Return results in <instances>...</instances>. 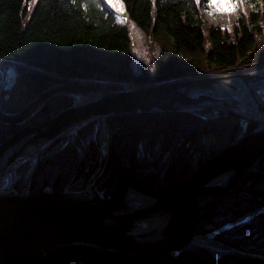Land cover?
Wrapping results in <instances>:
<instances>
[{"label":"trees","instance_id":"16d2710c","mask_svg":"<svg viewBox=\"0 0 264 264\" xmlns=\"http://www.w3.org/2000/svg\"><path fill=\"white\" fill-rule=\"evenodd\" d=\"M240 1L251 8L238 13L226 29L206 26L203 21L200 9L208 8L210 0H0V62L16 66L13 86L0 94V108L10 114L19 112L57 82H99L114 90L122 84L157 85L264 63V0H235ZM115 2L123 5L126 19L158 49L149 69L138 74L131 68L128 31L111 11ZM72 101L71 97H53L25 125L54 116ZM18 128L0 123V142ZM253 128L251 123L206 110L98 118L46 145L35 171L34 157L24 160L14 179L22 190L31 176L30 195L46 189L62 192L70 182L89 176L95 146L103 143L109 131L108 162L97 183L99 191H106L104 198L126 176L167 187L191 175ZM233 190L238 193L222 199L196 235L264 256V195L243 193L264 192V155ZM176 256L187 261L208 259L187 252ZM0 264L151 263L113 245L73 240L26 253L12 254L0 247Z\"/></svg>","mask_w":264,"mask_h":264},{"label":"water","instance_id":"95a60500","mask_svg":"<svg viewBox=\"0 0 264 264\" xmlns=\"http://www.w3.org/2000/svg\"><path fill=\"white\" fill-rule=\"evenodd\" d=\"M261 79L258 74L229 75L119 91H110L91 82L56 84L38 94L19 112L8 114L0 108V123L21 126L0 142V177L33 150L38 152L63 133L98 118L209 109L246 122L254 121L228 110V104L218 102L210 90L221 82L232 81L249 93L256 110L264 114L263 103L245 85ZM56 96L87 101L63 109L35 125H24ZM217 102L223 108L211 107ZM262 155L264 127L227 146L191 175L169 187L158 189L139 178L125 177L115 185L109 198L96 199L93 194L85 198L66 192L28 195L29 179L25 193L0 194V247L12 254L26 253L82 239L116 246L151 264H264V256L227 246L232 252L229 257L218 258L198 251L211 258L204 262L182 261L176 256L189 251L186 247L197 237L199 226L222 199L238 193L233 190L235 184ZM223 177L226 180L218 183L217 179ZM246 193L264 195V192ZM155 217L164 219L160 228L136 232L141 223Z\"/></svg>","mask_w":264,"mask_h":264},{"label":"rangeland","instance_id":"374dc122","mask_svg":"<svg viewBox=\"0 0 264 264\" xmlns=\"http://www.w3.org/2000/svg\"><path fill=\"white\" fill-rule=\"evenodd\" d=\"M212 1H214V0H210V4H209L210 6L208 8L205 9V8L202 7L200 9V14H201V16L203 18V21L206 23V26H220V27H224V28L228 29L229 27L232 26V23L234 22L235 17L237 16L238 13L246 12V11L250 10V8H251L250 6H247V5L243 4L241 1L240 2H235V0H233L230 4H221V5L220 4H214V3H212ZM115 4L118 5V7H114L112 5L111 6V11L113 12L117 23L122 25V26H124L126 28V30L128 31V35H129L130 43H131V57H132L131 58V68H132V71L134 73L138 74L139 72H141L142 69H145V68L149 69L151 60L155 59L156 56L158 55V49H157V46L153 45L150 42V39H149L148 36H146L143 32H141L132 22H129L126 19L125 15H124V12H123L122 4L120 2H115ZM15 67L16 66L14 64H12V63L0 62V94L3 91L9 90L13 86L14 78L16 77ZM262 69H264V63L255 64L254 66L252 65V66H249V67H245V68H242V69L229 71V72H225V73H218V74H211V75H202V76H199V77H188V78L177 79V80H173V81H182V80L208 78V77H221V76H229V75L256 74L258 71H260ZM173 81H170V82H173ZM230 82H232V81H230ZM60 83H64V82H60ZM91 83H96V84H99V85L103 86L99 82H91ZM56 84H59V83L57 82V83L53 84L52 86H54ZM108 84L111 85V86L114 85V84H111V83H108ZM122 85H125V84H122ZM245 85H247V87H250V89H252L255 86L258 87V86L263 85V79H261V80H259L257 82L245 83ZM52 86H50V87H52ZM145 86H153V85H145ZM234 86L236 87L235 88L236 91H240L241 90L244 93H247L246 91L243 90L244 88H241L238 85H234ZM134 87H143V86L134 85V86L129 87L128 89L134 88ZM126 89L127 88H123L120 85L119 88L114 89V90H110V91H119V90H126ZM233 91H234V89L231 90V92H233ZM210 93L212 94V91H210ZM71 98H73V101H72V104L70 106L78 105V104H81V103H84L85 101H87L85 98H76V97H71ZM211 107L220 108L218 106H211ZM227 107H230V106H226V108ZM246 107H248L247 104H246ZM206 111L219 113V112H216L214 110H209V109H206ZM8 114H10V113H8ZM219 114H223V113H219ZM229 117L246 122L245 120H242V119H239V118H235V117H232V116H229ZM246 123H251L254 126V128L250 132H252V131H254V130H256L258 128V124L256 122H254V121H250V122H246ZM26 126H28V125H26ZM79 126H77V127H79ZM20 127L21 126H19V128ZM77 127H75V128H77ZM75 128H73V129H75ZM73 129H71V130H73ZM71 130H69V131H67L65 133H68ZM250 132H248L246 135H248ZM65 133H63L62 135H64ZM110 136H111V132L105 131V136H104V139H103V143L101 145L98 144L97 146H95V149H94V152H93L94 153V157H95L94 162H93L94 165H93V169H92L91 173L89 174V176H87L86 178H79L75 182H70L68 184L69 186L66 189H64L62 192H66V193L73 194V195H78V196H89V195L93 194V196L96 199H107V198L110 197L112 190L110 191L108 197L104 198L106 196V191L105 192L103 190L99 191L98 190V185H97L98 181L101 179V177L103 176V174H104V172L106 170L108 157H109V149H110ZM55 140H53V141H55ZM95 142L97 144V140H95ZM43 148H41L38 152H37V149L33 150L32 153H30L27 156L23 157L21 160L15 162L10 168L5 170V172L2 174V176L0 178V182H1L0 183V194L10 193V192L11 193H15V194L25 193L27 182L25 183V185L22 188V190L20 188L18 190V187L16 186V182H15V179H14V177L16 175L15 172H16L17 168L19 167V165L24 160H26L29 157H34V159H35V164H34V167H33V170H32V171H35L36 163L39 160V155H40V152L43 150ZM104 167H105V169H104ZM126 177H133V176H126ZM29 179H31V176L29 177ZM180 180H182V179H180ZM180 180H178V181H180ZM175 183H173V184H175ZM28 186H29V183H28ZM114 187H115V185H114ZM167 187H169V186H167ZM155 188H157V187H155ZM159 188H162V187H159ZM17 191H20V192H17ZM45 191L46 192L47 191L51 192L48 189L44 190L43 192H45ZM246 192H248V191H243V193H246ZM26 193L28 195H30L29 191H28V188L26 189ZM196 236L198 238H203L200 235H196ZM203 239H205V238H203ZM76 240H82V239H76ZM207 240H210V239H207ZM71 241H73V240H71ZM84 241H86V240H84ZM87 242H90V241H87ZM95 243H98V242H95ZM101 244H104V243H101ZM218 244H220V243H218ZM233 250H235V249H233ZM186 252L187 253H195V255L197 254L200 257L208 258L207 260L204 259L205 261H208V260L211 259L210 257L201 255L198 252H193V251H186ZM177 259L182 260L178 256H177ZM204 260L203 261H188V262H204ZM182 261H187V260H182Z\"/></svg>","mask_w":264,"mask_h":264},{"label":"bare ground","instance_id":"6f19581e","mask_svg":"<svg viewBox=\"0 0 264 264\" xmlns=\"http://www.w3.org/2000/svg\"><path fill=\"white\" fill-rule=\"evenodd\" d=\"M256 74L262 77L263 85L258 86V87L255 86L251 90L257 96V98H259L261 103H263L264 105V69L258 71ZM234 85L236 84L235 83L233 84V82H229V83L221 82L220 84H217L210 91H212V95L215 98H217L218 102L224 101L228 104L227 106H230V107H227L228 110L237 112L241 114L244 118H250L254 120L258 124V128H263L264 127V114L256 110L255 105L250 100V95L248 92L244 93L241 90L236 91L235 90L236 87ZM230 87H234L233 92H231L233 88L231 89ZM218 102L215 105L218 107H222L221 103H218ZM246 104L248 107H246ZM225 180H226V177H223V178L217 179V182L220 183V182H224ZM82 197L88 198L89 196H82ZM163 222H164L163 218L155 217L154 219L148 220V222L141 223V225L139 226L136 232L141 233L142 231L146 229L155 230L157 228H160ZM186 248L189 251H194V250H196V252L202 251L204 253L211 254L218 258L219 257H229L232 254L231 250L228 249L227 247L221 244H218L215 241L198 238V237H195L191 241V243L188 245V247Z\"/></svg>","mask_w":264,"mask_h":264},{"label":"built area","instance_id":"2783aa9c","mask_svg":"<svg viewBox=\"0 0 264 264\" xmlns=\"http://www.w3.org/2000/svg\"><path fill=\"white\" fill-rule=\"evenodd\" d=\"M121 86H122L123 88H127V89H128L129 87H131V86L126 85V84H125V85H121Z\"/></svg>","mask_w":264,"mask_h":264},{"label":"snow or ice","instance_id":"6c2138e0","mask_svg":"<svg viewBox=\"0 0 264 264\" xmlns=\"http://www.w3.org/2000/svg\"><path fill=\"white\" fill-rule=\"evenodd\" d=\"M113 6H114V7H118V5H116V4H113Z\"/></svg>","mask_w":264,"mask_h":264}]
</instances>
